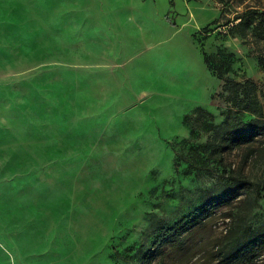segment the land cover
I'll list each match as a JSON object with an SVG mask.
<instances>
[{
	"label": "rangeland",
	"instance_id": "rangeland-1",
	"mask_svg": "<svg viewBox=\"0 0 264 264\" xmlns=\"http://www.w3.org/2000/svg\"><path fill=\"white\" fill-rule=\"evenodd\" d=\"M168 1L166 19L184 47L179 83L181 58L155 61L143 52L113 59L97 50V0L3 4L0 264L141 263L163 227L240 173L258 184L255 192L217 211L155 263L220 264L232 241L264 224V152L227 154L226 171L198 157L189 164L241 99L264 102V36L232 34L226 25L264 0ZM138 62L146 74L135 73ZM227 79L233 83L224 89ZM207 113L215 130H206Z\"/></svg>",
	"mask_w": 264,
	"mask_h": 264
},
{
	"label": "trees",
	"instance_id": "trees-1",
	"mask_svg": "<svg viewBox=\"0 0 264 264\" xmlns=\"http://www.w3.org/2000/svg\"><path fill=\"white\" fill-rule=\"evenodd\" d=\"M223 4L225 0H215ZM243 3V1L241 2ZM223 14H221V17ZM232 34L241 33L245 37L252 32V37L264 36V7L246 5L243 11L236 12L234 17L226 23ZM260 44V40L256 41ZM204 61L209 66L210 57L203 52ZM233 83L227 79L224 89H228ZM252 83V81H249ZM254 84V83H253ZM254 86V85H253ZM235 98H238L236 93ZM233 99V107L237 105V99ZM241 109H229L226 112L224 128L221 134L209 139L206 144L198 145L194 158L190 165L197 162V157L204 159V165L213 162L218 168L226 171L224 160L227 154L237 150H248L247 155L263 154L264 152V102L258 97L246 96L241 99ZM240 110L239 114L235 113ZM200 115L206 114L200 110ZM247 114L249 117H247ZM206 130L218 128L213 123V115L208 114ZM201 117V116H200ZM258 155V154H257ZM203 165V166H204ZM230 174V173H229ZM258 184L244 174L229 176L223 189L216 190L210 195H205L199 205L194 206L186 215L177 221L162 228L159 242L150 251V255L138 264H156L155 261L165 257L167 248L173 245H181L187 241L188 236L199 227H203L217 211L225 206L233 205V202L247 193L255 192ZM264 254V224L254 229L247 238L232 241L227 249L221 253L220 264H257ZM131 264H137L135 258L124 257ZM160 259V260H161Z\"/></svg>",
	"mask_w": 264,
	"mask_h": 264
},
{
	"label": "crops",
	"instance_id": "crops-1",
	"mask_svg": "<svg viewBox=\"0 0 264 264\" xmlns=\"http://www.w3.org/2000/svg\"><path fill=\"white\" fill-rule=\"evenodd\" d=\"M162 2L166 4L164 11L161 10ZM168 2L170 1L97 0V50L112 53L113 59H116V53L123 58L143 52L150 55L148 59L155 61L174 58L179 61L181 58V62H177L175 82L184 81V58L179 55L181 48L184 49L179 41L182 35L174 31L166 19L170 12ZM175 50L177 53L173 54ZM202 62L204 71L207 72V67ZM135 66V73H147L145 64L138 62Z\"/></svg>",
	"mask_w": 264,
	"mask_h": 264
},
{
	"label": "snow or ice",
	"instance_id": "snow-or-ice-1",
	"mask_svg": "<svg viewBox=\"0 0 264 264\" xmlns=\"http://www.w3.org/2000/svg\"><path fill=\"white\" fill-rule=\"evenodd\" d=\"M14 0H0V17L3 15V4L4 3H13Z\"/></svg>",
	"mask_w": 264,
	"mask_h": 264
}]
</instances>
